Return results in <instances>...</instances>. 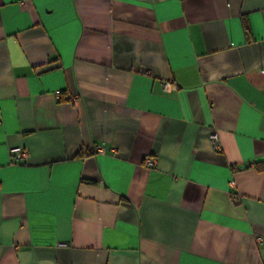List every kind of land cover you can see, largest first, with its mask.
Masks as SVG:
<instances>
[{
    "label": "crops",
    "instance_id": "obj_1",
    "mask_svg": "<svg viewBox=\"0 0 264 264\" xmlns=\"http://www.w3.org/2000/svg\"><path fill=\"white\" fill-rule=\"evenodd\" d=\"M0 264H264V0H0Z\"/></svg>",
    "mask_w": 264,
    "mask_h": 264
},
{
    "label": "built area",
    "instance_id": "obj_2",
    "mask_svg": "<svg viewBox=\"0 0 264 264\" xmlns=\"http://www.w3.org/2000/svg\"><path fill=\"white\" fill-rule=\"evenodd\" d=\"M211 144L214 148L218 149L219 145H218V139L216 135H212L211 137ZM11 154H13L16 158L18 159H25L27 157V153L25 151H23L21 148H11ZM144 165L148 168H151L155 165V158L151 157V156H147L144 159Z\"/></svg>",
    "mask_w": 264,
    "mask_h": 264
}]
</instances>
